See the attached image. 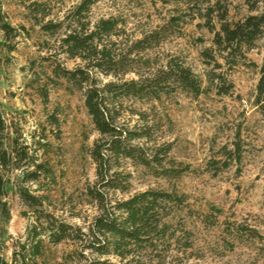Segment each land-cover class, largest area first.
Wrapping results in <instances>:
<instances>
[{"label":"rangeland","instance_id":"rangeland-1","mask_svg":"<svg viewBox=\"0 0 264 264\" xmlns=\"http://www.w3.org/2000/svg\"><path fill=\"white\" fill-rule=\"evenodd\" d=\"M81 2L0 0V24L12 30L9 35L0 29V114L5 122L0 156L9 160L0 172L10 213L8 219L0 218L3 264H15L24 246L29 250L38 242L39 264H122L115 257L83 252L71 240L51 242L48 223L37 221L20 193L25 189L34 196H49L42 210L83 231L99 215L88 190L98 187L91 150L100 134L88 115L84 91L52 72L55 65L74 69L83 62L63 53L62 33L51 36L37 24L59 22ZM215 2L227 7L233 22L256 13L245 0ZM206 8L204 0H97L92 5L86 18L91 28L100 20L117 21L110 43L130 45L165 28L166 37L143 55L155 68L170 59L183 62L205 88L198 96L179 90L158 99L128 98L117 105L120 126L147 134L133 144L144 150L151 164L114 161L113 172L129 176L130 189L105 193L111 202L149 189L186 196L185 205L168 219L176 239L158 255L166 264H264V95L258 103L264 41L248 52L247 64L223 68L234 89L218 94L209 86L210 66L202 57L214 38L206 25ZM258 9L264 10V2ZM217 10L212 18L218 27ZM35 164L47 166L51 173L30 181L26 175L36 170ZM187 242L192 248L183 247ZM158 260L151 256L142 262Z\"/></svg>","mask_w":264,"mask_h":264},{"label":"trees","instance_id":"trees-1","mask_svg":"<svg viewBox=\"0 0 264 264\" xmlns=\"http://www.w3.org/2000/svg\"><path fill=\"white\" fill-rule=\"evenodd\" d=\"M96 1L82 0L80 5L59 22L44 23L39 20L37 24L51 36L62 33L60 46L63 53L83 62V65L74 69L55 65L52 72L56 78L65 80L73 89L84 91L88 115L100 134L91 150V157L97 165L98 187L88 190V196L95 201L99 215L83 231L58 221L42 210L49 196H34L21 189V198L36 213L37 221L45 220L48 223V237L53 243L71 240L79 243L83 252L90 251L100 257H115L122 264H140L151 256L159 258L158 264H166L165 258L158 255L170 249L176 239V230L168 219L173 218L175 211L185 205L186 196L149 189L120 201L111 202L108 199L105 190L127 193L130 189L129 176L113 172L114 161L130 159L145 167L151 164L144 150L133 144L147 134L120 126L117 105L128 98L158 99L163 94L179 90L198 96L205 88L201 78L183 62L170 59L155 68L152 61L143 55L166 37L165 28L151 32L130 45L108 42L107 39L115 35L117 21L100 20L91 28V22L86 20ZM204 1L207 4L204 14L206 25L214 34L212 46L202 52V57L210 66L207 80L209 86L217 89L218 94L228 95L233 91L234 84L223 73V68L233 69L247 64L248 52L255 49L259 41H264V10L258 9L264 0H245L250 10L256 13L234 22L229 20L228 9L220 6V2L212 4V0ZM36 7V11H39V5L33 4V8ZM216 9L219 11L215 17L218 27L212 18ZM0 21H3L1 12ZM0 29L9 35L12 31L3 22ZM130 74L136 78H123ZM99 77L112 79L103 81ZM259 93L258 103H261L260 98L264 95V67ZM4 129L5 122L0 114V134ZM8 161L1 155L0 167H6ZM35 167L34 172L26 175L32 182H38L43 173H51L45 165L35 164ZM5 196L6 181L0 172V218L8 219L10 213ZM40 235L37 232L36 236ZM38 243L29 250L24 246L25 251L15 256V264H29L31 261L39 264L35 260L41 254ZM192 246L191 242H187L183 247L190 249ZM0 264H3L1 259ZM178 264L184 263L180 261Z\"/></svg>","mask_w":264,"mask_h":264}]
</instances>
